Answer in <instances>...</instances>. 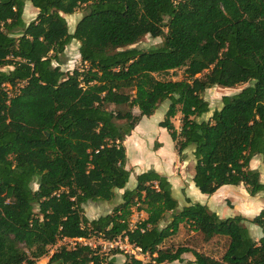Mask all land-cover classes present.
Returning a JSON list of instances; mask_svg holds the SVG:
<instances>
[{"label": "trees", "instance_id": "obj_1", "mask_svg": "<svg viewBox=\"0 0 264 264\" xmlns=\"http://www.w3.org/2000/svg\"><path fill=\"white\" fill-rule=\"evenodd\" d=\"M27 1L38 10L29 23ZM80 8L72 33L65 16ZM148 34L162 35V46H133ZM74 39L84 67L64 71ZM177 69L182 79L166 77ZM242 83L249 85L202 118L211 110L206 90ZM168 100L159 125L182 160L193 149L203 193L241 184L252 196L264 191L251 167L255 156L264 159V0H0V264H38L64 239L73 246L57 248L47 264H119L122 251L76 240L93 236H126L150 264H264V236L256 240L245 223L264 231V206L252 219L223 218L190 200L180 208L172 183L154 169L126 188L124 141ZM123 189L111 212L84 214V204L115 203ZM135 209L147 218L131 227ZM182 224L204 241L225 237L222 257L161 248ZM186 252L195 260L184 261ZM122 264L144 263L125 253Z\"/></svg>", "mask_w": 264, "mask_h": 264}, {"label": "rangeland", "instance_id": "obj_2", "mask_svg": "<svg viewBox=\"0 0 264 264\" xmlns=\"http://www.w3.org/2000/svg\"><path fill=\"white\" fill-rule=\"evenodd\" d=\"M37 13H38V10L32 5L30 1H27L25 5V10H24V20L27 23L31 22L33 19H35ZM83 14H84V9L80 8L75 13L65 16L69 24L70 32L72 33L74 32L76 25L78 21L82 18ZM167 20L168 19L166 18V21ZM163 40H164V37L162 35L155 37V36L148 34L142 37L141 40L138 43L134 44L133 46H136L143 50H149V49L162 46ZM79 46H80V42L74 39L66 47L65 53L62 57V62H63L62 69L64 71L71 72L75 68L84 67L81 61V56L79 54ZM10 69H12V67H9V66L5 67V70L7 71H9ZM166 77L176 79V80L182 79L184 77V69H177L175 71H171L168 75H166ZM248 85L249 83H242L233 88H225V89L224 87H220L216 85L206 90L204 97L209 102L211 110L207 114L203 115L202 118L209 119L213 111L216 108H220L222 106V98L224 95L236 94ZM169 104H170L169 100L165 101L159 106V108L156 110V112L153 115L149 117L145 116L140 120L139 124L141 123L140 127L142 128L141 129L142 135H140V137H142V139H140L139 143L138 142L135 143L134 140L132 141L127 140L125 144L126 140L124 141V145L126 147V152L128 156L127 164L133 165L132 163L134 159L139 154L143 158L142 163H143V167H145L147 166V163L145 161H148V160L155 161L157 160V157L160 156L162 153H165L163 154L164 156H167L166 154L168 152H172L175 154L177 153L180 160L176 159V161H174V163L170 165V168L174 170V173H180V171H184L183 172L184 176L186 177V179H189L188 177L190 173L194 171L195 160L194 161H189L188 159L182 160L178 153L176 141L172 139L169 131L166 128L159 125L160 121H162L165 118V114H166ZM134 112L135 114L140 113L138 108H135ZM181 120H182V114L180 112L175 117L172 118V121L177 129H180L181 127ZM166 140L168 141L169 144L173 140L175 142V147L171 145V147L169 148L170 145L166 143ZM159 141H163L164 143L163 151L161 148L162 145H160ZM135 147L136 149H138L137 151L139 152L138 154L136 152ZM191 150L192 148L186 149L185 151L186 157L189 156ZM161 161H163V159H161ZM251 167L258 169L260 171L261 180L264 182V159L261 155H257L253 158L251 162ZM131 169L134 171V168L132 166H131ZM150 169L155 170V167L154 168L151 167ZM143 171H147V170L144 169ZM136 177L137 176H135L134 173H132L130 185L132 182H135L137 184ZM193 182H194V179H193ZM194 185L196 186L195 182H194ZM197 189L199 188L197 187ZM200 192L203 193L201 190ZM121 194H122V190H118V198L116 199L115 203H117L120 200ZM177 194L181 199L183 198V193L181 190ZM205 195L212 196V194H205ZM223 196L224 197L228 196L229 198L226 199L225 203L223 202V204H220V206H218V209L216 211L222 217H232V216L241 215V214H253V213H245V211H243L244 205L245 204L247 205V203H250V204L256 203L257 206H260L261 205L260 203L262 202V200L264 202V191L258 193L255 196H252L247 191V187L243 184L239 186H236V185L222 186L220 191L216 195V198L223 199L221 198ZM201 202H203V199H201ZM115 203L114 201L113 202L89 201L88 203L83 205L84 214L87 216L88 219L97 218L101 215L111 212L113 210ZM231 203H233L234 206H230ZM263 206H264V203L262 207ZM262 207L261 206L257 207L255 209H252V211H256V210L260 211ZM139 211L140 210L135 209L133 213V218H134V215H137L135 216L136 221L142 220V217L138 215ZM247 219H252V218H247ZM245 223L248 226L250 225L251 222L246 221ZM183 226H185V224H183ZM252 236L254 238H258L260 235H257L256 233H252ZM89 241H91L93 244L104 245L103 238H100L98 236L91 237ZM62 245L71 247L73 246V243L70 240H65V239L60 240L56 245L54 246L52 245L49 247V250H50L49 254L39 258L38 264H47L49 255H51L52 252H54L57 248H59ZM227 245H228L227 239L221 236H218L214 238L213 240H211L209 243H206L205 241H203L202 237L198 233L192 232L191 228H189L188 226H185V228H181V230H179L175 235L165 240V242L160 247L163 249H173V250H176L179 247H196L200 249L201 252H204L205 254L212 255L216 258H221L227 248ZM106 251L110 252L108 250ZM187 254L190 255L191 253H185V255ZM124 256H125V252H123V254L118 253L116 255L117 261L119 264L122 263L121 261L124 258ZM140 259L143 261L144 264L152 263V259L150 255L143 256ZM166 264H177V262H167Z\"/></svg>", "mask_w": 264, "mask_h": 264}, {"label": "crops", "instance_id": "obj_3", "mask_svg": "<svg viewBox=\"0 0 264 264\" xmlns=\"http://www.w3.org/2000/svg\"><path fill=\"white\" fill-rule=\"evenodd\" d=\"M140 124H138L136 126V128L133 130L132 134L126 139L125 144H126L127 140H131V141L134 140L135 143L136 142L139 143L140 139H142V137H140V135H142L141 134V131H142L141 129L142 128L140 127L141 126ZM159 142H160V145H162L161 148H162V151H163V147H164L163 144L164 143H163V141H159ZM166 143L168 145H170L169 148L171 147V145H173L175 147V142L173 140L170 142V144L166 140ZM135 149H136V147H135ZM137 151H138V149H136V152ZM138 153L139 152H137V154ZM163 154H165V153H162L160 156H158L157 160H155V161H152V160L145 161L147 163V166H145V167H143V163H142L143 162V158L141 157L140 154L134 159V161L132 163L133 165L127 164V168L130 170L131 174H130V180L127 183L126 188L133 189L136 186L135 182H132L131 185H130L132 173H134V175L137 176L138 174L142 173V171L144 169L148 170L151 167L152 168L155 167V170L157 172L161 173L162 175L167 176L168 179L170 180V182L172 183L173 194L176 197V199L178 200L180 208H182L183 206L188 205V200H190L192 202H199L200 201L199 203L207 205L212 211L216 212L217 209H218V206H220V204H223V202L225 203L226 199L229 198L228 196L221 197L223 199L216 198V195L218 194V192L220 191L221 188L219 190H217L214 194H212V196H207V195L201 193L200 190L197 189V187L194 185V182H193L194 171L190 173V175L188 177L189 179H186V177L184 176V173H183L184 171H180V173H174V170L172 168H170V165L172 163H174V161H176V159L180 160L179 157H178V154L177 153L175 154V153H172V152H168L166 154L167 156H164ZM161 159H163L164 162L161 161ZM187 159L189 161H194L193 149L190 151L189 156L185 158V160H187ZM131 166L134 168V171L131 169ZM180 190L183 193V198L182 199L177 194L178 192H180ZM123 191H124V189L122 190V193H123ZM201 199H203V202H201ZM120 200L118 201V203L120 202ZM204 201H206V202H204ZM118 203H115L114 206L116 204H118ZM263 203L264 202L262 200V202L260 203L261 207H262ZM230 206H234V204L231 203ZM260 206H257L256 203L255 204L247 203V205L246 204L244 205L243 211H245V213H253V214H241V215H243L246 218H253L260 211L256 210L257 211L256 212V211H252V209H255V208L260 207ZM216 213L220 217H222L218 212H216ZM138 215L141 216L142 219L147 218V213L144 210H140ZM135 216H137V215H134V219H135ZM223 218H225V217H223ZM181 228H185V226H183V224H182L180 226L179 230H181ZM248 228H249L251 234L252 233H256L257 235H260L258 238H255L256 240H259L261 237L264 236V231L258 225H255L254 223H250V225H248ZM192 232L198 233V232H196L194 230H192ZM216 237H218V236H215L214 238H216ZM221 237H223V236H221ZM213 239H211V240H213ZM210 241H205V242L209 243ZM191 248L196 249L197 251L201 252V250L196 248V247H191ZM186 253H191L192 255L191 254L190 255L189 254L185 255V253H184L182 255V258L184 259V261H194L195 260V257H194L192 252H186ZM124 261H125V256H124V258L122 259L121 262L123 263ZM173 262H177V264H181L179 261H173Z\"/></svg>", "mask_w": 264, "mask_h": 264}, {"label": "built area", "instance_id": "obj_4", "mask_svg": "<svg viewBox=\"0 0 264 264\" xmlns=\"http://www.w3.org/2000/svg\"><path fill=\"white\" fill-rule=\"evenodd\" d=\"M138 221H136L132 215L131 220H130V226L134 227ZM89 239L77 238L76 240H78L79 242L93 245V246L97 245V244H93L91 241H89ZM65 240H70L74 244V240L72 239H65ZM103 241H104V245L101 244L103 246V251L120 250L138 259H140L143 256L149 255L147 253H144L140 247L136 246L135 244L130 243L126 236L124 237L119 236L113 240H103Z\"/></svg>", "mask_w": 264, "mask_h": 264}, {"label": "bare ground", "instance_id": "obj_5", "mask_svg": "<svg viewBox=\"0 0 264 264\" xmlns=\"http://www.w3.org/2000/svg\"><path fill=\"white\" fill-rule=\"evenodd\" d=\"M225 89V88H224Z\"/></svg>", "mask_w": 264, "mask_h": 264}]
</instances>
